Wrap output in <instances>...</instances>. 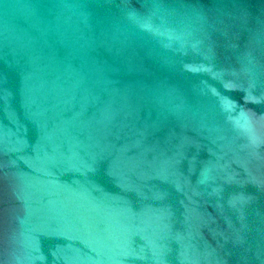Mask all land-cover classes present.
Segmentation results:
<instances>
[{
    "label": "water",
    "instance_id": "1",
    "mask_svg": "<svg viewBox=\"0 0 264 264\" xmlns=\"http://www.w3.org/2000/svg\"><path fill=\"white\" fill-rule=\"evenodd\" d=\"M0 264H264V0H0Z\"/></svg>",
    "mask_w": 264,
    "mask_h": 264
}]
</instances>
